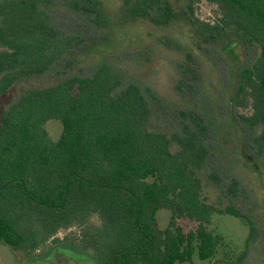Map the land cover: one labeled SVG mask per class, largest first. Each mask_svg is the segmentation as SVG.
<instances>
[{"label":"trees","instance_id":"1","mask_svg":"<svg viewBox=\"0 0 264 264\" xmlns=\"http://www.w3.org/2000/svg\"><path fill=\"white\" fill-rule=\"evenodd\" d=\"M57 1L100 14L95 0L93 11L84 0ZM119 1L120 21L171 20L167 0ZM199 1L188 0V6ZM206 1L217 5L220 17L192 23L198 42L228 39L227 50L242 42L258 51L238 71L232 101L250 105V114L237 112L236 121L247 146L264 158V0ZM53 2L0 0V94L48 72L83 43L53 21ZM177 86L190 87L183 77ZM178 115L176 131L152 130L149 98L136 84H125L111 63L21 92L0 120V243L32 259L47 242L59 241V231L78 226L77 247L91 250L96 264H193L194 257H214L221 244L222 236L208 228L215 213L240 218L251 238L255 227L247 214L232 204L218 208L203 196L199 173L214 152L210 122L194 109ZM50 119L61 123L55 140L45 127ZM206 176L221 184L218 175ZM238 184L231 178L227 195H235ZM161 208L169 210L164 227ZM179 218L195 225L184 229Z\"/></svg>","mask_w":264,"mask_h":264},{"label":"rangeland","instance_id":"2","mask_svg":"<svg viewBox=\"0 0 264 264\" xmlns=\"http://www.w3.org/2000/svg\"><path fill=\"white\" fill-rule=\"evenodd\" d=\"M52 1L53 21L63 32L78 35L83 43L48 72L20 80L0 94V120L24 90L47 86L68 76L89 75L102 63H111L122 72L125 84H136L149 98L152 130L170 134L178 129L179 111H200L210 122L209 144L214 148L207 167L199 173L203 196L218 208L230 204L237 207L248 215L255 230L249 238V226L240 218L213 214L208 228L222 236L221 244L214 257H194L193 264H231L239 257V264H264V158L247 146L236 121L237 112L250 114V105L236 107L232 101L237 73L256 57V47L239 42L230 51L228 39L216 44L198 42L193 37L192 23H214L220 17L217 5L206 0L191 6L188 0H167L172 9L167 25H156L147 18L120 21L119 0H95L100 8L97 15L87 13L83 7ZM84 1L88 9H95L90 5L94 0ZM231 37L238 39L235 34ZM182 77L190 87L177 86ZM45 127L54 140L61 131V123L54 119L46 121ZM209 172L220 177V185L208 179ZM233 177L238 179V189L235 195H227L225 190ZM168 213L167 208L158 210L161 227L167 223ZM90 221L99 223L96 215ZM178 222L184 229L195 225L184 218ZM80 235L78 226L61 230L57 234L59 241L47 242L32 259L1 242L0 264H96L91 250L77 247Z\"/></svg>","mask_w":264,"mask_h":264}]
</instances>
